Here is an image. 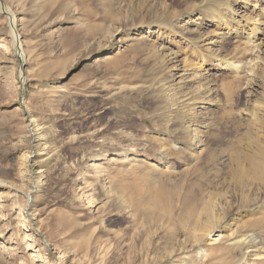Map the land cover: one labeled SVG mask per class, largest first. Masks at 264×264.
<instances>
[{"label":"rangeland","instance_id":"374dc122","mask_svg":"<svg viewBox=\"0 0 264 264\" xmlns=\"http://www.w3.org/2000/svg\"><path fill=\"white\" fill-rule=\"evenodd\" d=\"M232 11L264 0H0V264H264L263 32L201 57Z\"/></svg>","mask_w":264,"mask_h":264},{"label":"bare ground","instance_id":"6f19581e","mask_svg":"<svg viewBox=\"0 0 264 264\" xmlns=\"http://www.w3.org/2000/svg\"><path fill=\"white\" fill-rule=\"evenodd\" d=\"M256 8L257 7L254 6L253 10H255ZM236 15L237 14L234 11H232L230 13V18H231V20H233V22H234V20L237 21ZM206 21H210V23L214 24L215 26H222L223 25L222 26L223 28L221 29V31L214 34V37H211V38H208L207 40H205V43L203 45V55H201V57H203V56L208 57L209 59L207 61H205L204 64L208 62V66H210L212 68H216V69L217 68H224V66L226 68H229V67L236 68L233 64L226 63L224 61V57L226 56V52L224 51V44H225L227 37L233 36V35L238 37L237 35L241 34L244 31H247L246 30V28H247L250 31L249 33H246L247 39L253 38V37L255 38V36L258 33L263 32L262 40L264 41V21H258L255 18H252L250 16H247V20L244 21V24L237 21L238 25L237 26L234 25L232 27L227 24L226 18H224L222 16L212 17ZM10 33L13 37L14 44H15L16 48L18 47L20 50L21 44L19 42V36L17 34H13V31L11 30V28H10ZM238 38H241V37L239 36ZM257 41H255V42L257 43ZM260 42H261V40H260ZM263 46H264V44H263ZM20 52L23 53V51H20ZM172 55H174V54L172 53ZM170 60L174 64L173 69L176 72V74L179 71L183 73V69L185 67H187L186 62L184 60L183 61L179 60V56H177V54L174 55V58L171 57ZM23 66H24V61L20 60L19 61V67L22 68ZM238 68L239 67H237V69ZM188 74L189 73H186L183 75L186 76ZM20 79H21L20 81H22L24 79V77L22 76V77H20ZM200 80L203 81L205 84H208V83H210L211 78H209L207 75L203 74L200 76ZM179 83H180V81H179ZM21 89H22V86H21L20 90ZM23 95H24V92H22V96ZM28 125L29 126H28L27 144H28L29 148H31L33 142L35 143L38 140H41L40 126L35 122L34 119H31V118H28ZM21 166L23 169L22 173L25 177L24 183H26V184H24V186H26V187L24 188V186H22L21 187L22 189H19L13 185H11V187L15 188L14 190L16 192L22 193V195H24V197L26 198V211L28 210L27 214H28V216L33 218L34 216H33V212L31 211L32 209H31V207L28 208L27 203H29L30 201H32V203H33L34 195L38 191L39 186L42 183L41 179H39V178H41L40 175H41L42 171L37 172L35 170V168H34L35 167V161L32 159L31 153L29 151H26L21 156ZM256 166H259V165L256 163L255 167ZM37 175L39 176V178H37ZM7 187H8L7 183L5 181L0 180V189H6ZM8 188H10V187H8ZM3 198H4V196H3ZM52 258H53V256H52Z\"/></svg>","mask_w":264,"mask_h":264}]
</instances>
